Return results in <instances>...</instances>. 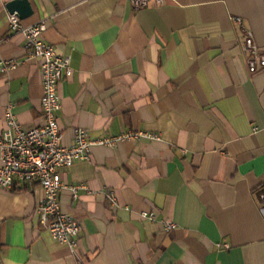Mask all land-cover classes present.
Here are the masks:
<instances>
[{"label": "crops", "instance_id": "crops-1", "mask_svg": "<svg viewBox=\"0 0 264 264\" xmlns=\"http://www.w3.org/2000/svg\"><path fill=\"white\" fill-rule=\"evenodd\" d=\"M10 1L0 0V60L15 64L0 70V139L7 105L24 129L44 123L39 61L10 31ZM29 2L22 24L46 25L43 40L71 56L63 144L76 128L160 140L96 145L62 172L76 253L40 225L38 183L0 190V264H264V69L251 73L244 51L251 32L264 53V0Z\"/></svg>", "mask_w": 264, "mask_h": 264}, {"label": "built area", "instance_id": "built-area-1", "mask_svg": "<svg viewBox=\"0 0 264 264\" xmlns=\"http://www.w3.org/2000/svg\"><path fill=\"white\" fill-rule=\"evenodd\" d=\"M129 1L135 10L159 6L165 2V0ZM235 21L242 24L240 18ZM9 28L12 33H23L26 51L39 61L44 123L31 129H24L17 120L13 106L7 105L4 114L6 129L0 139V190L13 189L16 181L28 186L38 183L42 188V199L36 209L40 225L51 233L55 241L76 253L81 226L72 215L62 209L60 194L65 188L62 172L77 162L89 159L93 146L113 147L129 140L141 138L160 140V137L149 132L136 131L118 137L93 139L86 130L76 128L73 143L65 146L58 118L62 110L59 86L64 79L70 78L73 74L71 56L60 55L52 44L43 40L46 30L44 24L27 27L16 14H10ZM244 51L249 55L251 73L264 69V53L254 43L251 32H246ZM14 67L12 61L0 60L1 72H7ZM78 189L79 187L72 188L75 197ZM110 199L115 202L112 195ZM260 200L264 201V194L260 196ZM142 216L150 221L156 219L154 212L143 213ZM175 227L173 222L167 223V231H172Z\"/></svg>", "mask_w": 264, "mask_h": 264}, {"label": "water", "instance_id": "water-1", "mask_svg": "<svg viewBox=\"0 0 264 264\" xmlns=\"http://www.w3.org/2000/svg\"><path fill=\"white\" fill-rule=\"evenodd\" d=\"M7 11L16 14L21 20H26L33 15V8L29 0H12L6 4Z\"/></svg>", "mask_w": 264, "mask_h": 264}, {"label": "trees", "instance_id": "trees-1", "mask_svg": "<svg viewBox=\"0 0 264 264\" xmlns=\"http://www.w3.org/2000/svg\"><path fill=\"white\" fill-rule=\"evenodd\" d=\"M264 194V187H261L259 190H258V197L260 198V196Z\"/></svg>", "mask_w": 264, "mask_h": 264}]
</instances>
